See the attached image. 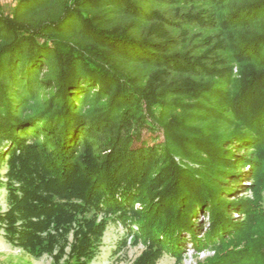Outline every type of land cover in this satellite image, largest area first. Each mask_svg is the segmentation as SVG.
<instances>
[{"label":"trees","instance_id":"trees-1","mask_svg":"<svg viewBox=\"0 0 264 264\" xmlns=\"http://www.w3.org/2000/svg\"><path fill=\"white\" fill-rule=\"evenodd\" d=\"M3 163L33 257L90 264L115 220L134 264H264V0H0Z\"/></svg>","mask_w":264,"mask_h":264},{"label":"rangeland","instance_id":"rangeland-1","mask_svg":"<svg viewBox=\"0 0 264 264\" xmlns=\"http://www.w3.org/2000/svg\"><path fill=\"white\" fill-rule=\"evenodd\" d=\"M6 8H8V6H6ZM6 172L7 166L6 163H3L0 166V213H4L8 210L7 190L4 186V182L6 181ZM254 197L255 196L252 192L240 195V198L255 199L256 204L261 207V210L264 212V192L262 193V197L259 200ZM102 218L103 215L100 216V219ZM205 221L207 222V219ZM124 226L125 225L115 220H110L108 222L101 245L99 247V254L90 264H134L137 261V259L146 249L145 242L141 238L136 239V237L133 235H127L124 231ZM134 231H138V228L135 227ZM4 235V228H1L0 264H56L53 257L50 255L45 254L39 258H36L13 246L5 239ZM251 236L252 231L249 228L243 237H235L234 241L230 244H227L223 251H228L229 253L232 249L246 247L248 244L247 241ZM71 239L72 237L70 236V240ZM254 239L256 238H253L252 240ZM126 240L127 244L124 246L122 242ZM121 245H123V247H121ZM219 257L220 255H216L211 250L196 254L194 251L189 249L187 253L181 258H177L169 252H164L163 256L156 262V264H203L207 263L208 261H213ZM64 261L65 259L61 263Z\"/></svg>","mask_w":264,"mask_h":264},{"label":"built area","instance_id":"built-area-1","mask_svg":"<svg viewBox=\"0 0 264 264\" xmlns=\"http://www.w3.org/2000/svg\"><path fill=\"white\" fill-rule=\"evenodd\" d=\"M192 251V250H191ZM203 255H205V254H203Z\"/></svg>","mask_w":264,"mask_h":264}]
</instances>
